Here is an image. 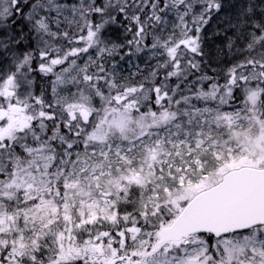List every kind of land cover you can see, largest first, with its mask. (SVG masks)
I'll use <instances>...</instances> for the list:
<instances>
[{"label":"snow or ice","instance_id":"1","mask_svg":"<svg viewBox=\"0 0 264 264\" xmlns=\"http://www.w3.org/2000/svg\"><path fill=\"white\" fill-rule=\"evenodd\" d=\"M0 264H264V0H0Z\"/></svg>","mask_w":264,"mask_h":264}]
</instances>
